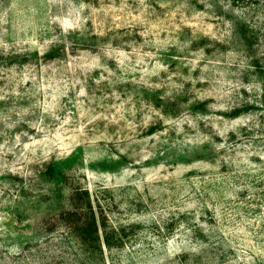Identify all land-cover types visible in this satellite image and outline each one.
Wrapping results in <instances>:
<instances>
[{"label": "rangeland", "instance_id": "374dc122", "mask_svg": "<svg viewBox=\"0 0 264 264\" xmlns=\"http://www.w3.org/2000/svg\"><path fill=\"white\" fill-rule=\"evenodd\" d=\"M254 1L0 0V264H189L193 224L204 264H264V31L250 55L232 26ZM87 201L126 235L102 258Z\"/></svg>", "mask_w": 264, "mask_h": 264}, {"label": "trees", "instance_id": "16d2710c", "mask_svg": "<svg viewBox=\"0 0 264 264\" xmlns=\"http://www.w3.org/2000/svg\"><path fill=\"white\" fill-rule=\"evenodd\" d=\"M261 3H264V0H255L254 2H250V6L247 7L248 12L245 17H235L232 19L233 33L241 40L242 45L246 48V53L250 55H252L251 49L254 45L255 33L261 29L264 31V17L261 18V20H259V17H256V19L259 20L258 26L253 23V18H255L256 13L259 12L260 7L262 9L264 8V5ZM251 63L252 67L260 68L257 61ZM250 107L251 108L249 109H254L258 113L256 114V120L249 125L250 128L245 129L246 133L250 131L251 134H257L259 135V139L264 140V102L259 104V106L252 105ZM246 108V106L245 108H233L228 117L236 119L243 113H247V110H245ZM85 196L87 197V193H85ZM206 212L209 213L208 211ZM69 214L74 215L81 220L78 226V231L80 233V246L85 247L83 254L99 253L102 258V246L108 249L114 245V242L116 247H122L124 245L126 235L123 233V229L115 226L108 227L105 225V222H99V220L96 219L93 208L88 201L83 209L74 210L73 212H69ZM210 218H212V215H210ZM191 235L192 238H194V235L200 236L201 240L196 239V237L194 238L195 244H198L196 245L197 248L195 247L191 248L192 250L183 251V259L180 260V262L185 261L186 258L189 257V264H204V262H202L204 260L201 258V253L199 251L202 248L207 249L210 246V242H207L209 235H206L205 231L200 228L198 224H193L191 228L185 230V237ZM71 236L72 235H69L70 239ZM84 251L86 252L84 253ZM85 259L89 261L88 258L85 257Z\"/></svg>", "mask_w": 264, "mask_h": 264}]
</instances>
